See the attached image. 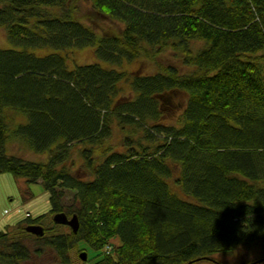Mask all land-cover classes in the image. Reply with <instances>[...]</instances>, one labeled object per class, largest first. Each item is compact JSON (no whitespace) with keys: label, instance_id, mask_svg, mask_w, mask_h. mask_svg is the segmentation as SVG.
Returning <instances> with one entry per match:
<instances>
[{"label":"trees","instance_id":"obj_1","mask_svg":"<svg viewBox=\"0 0 264 264\" xmlns=\"http://www.w3.org/2000/svg\"><path fill=\"white\" fill-rule=\"evenodd\" d=\"M90 4L120 29L97 35L76 16L75 0H0V27L14 46L0 47V174L40 181L50 203L16 224L20 235L0 229V264L30 258L23 235L41 243L38 254L53 248L62 264L80 241L101 252L96 264H199L240 245L264 249V0ZM190 41L203 46L195 51ZM86 46L114 65L154 61L169 48L191 70L158 63L154 73H130L124 94L129 72L97 62L69 68L59 52ZM36 47L54 51L38 56L29 51ZM181 94L175 122L163 121ZM5 107L27 121L10 130ZM116 130L118 148L109 141ZM9 137L48 161L6 153ZM60 211L76 214L77 232L53 231L61 225L52 219L41 236L25 230Z\"/></svg>","mask_w":264,"mask_h":264},{"label":"rangeland","instance_id":"obj_2","mask_svg":"<svg viewBox=\"0 0 264 264\" xmlns=\"http://www.w3.org/2000/svg\"><path fill=\"white\" fill-rule=\"evenodd\" d=\"M77 10L76 16L83 22L92 25L97 30V35H100L103 30L101 28L112 27L116 30L120 29L121 24L110 22L108 19L97 16L91 8L90 0H75ZM189 47L197 50L203 46L202 42L190 41ZM0 47L12 48L14 47L5 35V31L0 27ZM29 51L34 52L38 56H43L54 50L50 47H36L29 48ZM62 55L66 56V64L69 68H73L75 64L97 62L106 68H114L118 71H127L128 80H123L119 84L124 87V94L130 91L129 79L131 74H151L158 70V63L163 65H175L182 73L189 72L191 67L185 66L181 63L180 52L172 51L171 49L164 50L156 57L154 61L146 57H139L138 59L127 62L124 61L121 65H114L108 62L99 60L93 54L94 46H86L76 49L59 51ZM131 73V74H130ZM171 105L165 109L162 120L171 123L175 122L176 117L180 114L181 108L185 104L186 96L175 95L171 98ZM4 112L7 116V124L10 130L14 129L18 124H23L27 121L26 115L18 110L10 107H5ZM120 132L116 130L112 137L109 139L112 145L116 148L120 147ZM78 145L71 147V168L77 170L82 163V158L78 152ZM6 153L20 155L28 160L47 162L48 153H36L30 150L26 144L19 140L9 137L5 145ZM171 183V181H169ZM175 190H177L174 187ZM72 200L71 194L64 198V202L70 203ZM50 208L49 195L44 189L40 181L29 183L22 177H14L9 173L0 174V229L9 228L13 230V234L20 235L21 230H14L16 224L27 215L35 217L40 214H46ZM52 215L45 216L42 220V227L52 226ZM40 225V224H39ZM61 225V224H60ZM21 226H25L21 224ZM53 231L58 233H68L70 227L68 225L54 226ZM32 234V233H31ZM33 236H35L33 234ZM25 243L30 248V258L21 264H62L56 256L53 248L44 246L41 253H36L34 250L38 244L41 243L33 237L26 235L21 236ZM120 244V239L116 236L110 241V245L106 246L109 249V254H113L114 245ZM86 253V259L82 260L79 257L80 252ZM102 256L100 251L92 249L84 241L78 242L68 252L70 264H96L97 260ZM264 256V249L262 244L257 242L250 245H240L229 253H217L212 256V260H205L199 264H263L258 260Z\"/></svg>","mask_w":264,"mask_h":264},{"label":"water","instance_id":"obj_3","mask_svg":"<svg viewBox=\"0 0 264 264\" xmlns=\"http://www.w3.org/2000/svg\"><path fill=\"white\" fill-rule=\"evenodd\" d=\"M52 220L56 224L68 225L74 233L77 232L79 227V222L76 214H72L70 217H68L64 212L60 211L53 214ZM25 230L36 236H41L44 232L43 227L39 224H29L25 226ZM79 257L82 260H85L86 253L84 251L80 252Z\"/></svg>","mask_w":264,"mask_h":264}]
</instances>
